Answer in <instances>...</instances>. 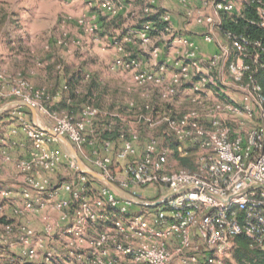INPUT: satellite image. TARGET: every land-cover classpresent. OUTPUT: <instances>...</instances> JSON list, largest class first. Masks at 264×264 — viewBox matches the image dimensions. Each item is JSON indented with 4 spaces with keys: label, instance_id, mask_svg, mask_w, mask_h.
Instances as JSON below:
<instances>
[{
    "label": "built area",
    "instance_id": "2783aa9c",
    "mask_svg": "<svg viewBox=\"0 0 264 264\" xmlns=\"http://www.w3.org/2000/svg\"><path fill=\"white\" fill-rule=\"evenodd\" d=\"M180 2L189 8L190 0ZM212 6L219 18L203 15L198 24L218 26L221 14L234 10L232 0ZM96 8L110 17L129 12L125 0H97ZM257 13L264 27V3ZM152 28L143 23L141 41L151 40ZM169 30L167 23L160 34ZM179 42L189 48L172 63L161 59L157 44L148 61L125 55L113 63L112 70L130 72L124 107L138 109L134 115L82 105L70 116L51 109L49 93L20 75L5 91L0 72V101L11 98L6 109L16 124L8 146L0 139L1 168L15 183H0V212L5 205L13 216L44 210L32 216L40 226L0 228L6 264H233L236 237L263 246L264 95L255 74L264 62L260 54H229L223 44L206 56ZM158 127L172 147L152 132ZM114 129V139L101 136ZM59 144L70 152L61 154ZM10 148L23 153L14 157ZM172 154L191 156L193 170L172 167ZM63 162L70 174L56 178ZM149 187L154 193L142 195ZM158 187L166 190L155 197ZM15 243L18 253L11 251Z\"/></svg>",
    "mask_w": 264,
    "mask_h": 264
},
{
    "label": "rangeland",
    "instance_id": "374dc122",
    "mask_svg": "<svg viewBox=\"0 0 264 264\" xmlns=\"http://www.w3.org/2000/svg\"><path fill=\"white\" fill-rule=\"evenodd\" d=\"M242 1L232 0L235 10ZM141 14L136 10L132 14H126L124 27L129 28L131 22H133L132 26L137 24ZM99 15L105 16L100 10L92 9L88 0H0V72L6 76L5 91L8 92L11 87V80L20 75L33 86L44 88L52 97L47 105L53 108L59 99V95L55 93L59 91H55L52 87L59 73L66 70H80L95 76L104 91L101 109L104 110L110 100L124 106V99L128 96L125 90L132 85L131 75L130 72L122 69L112 70L113 63L125 55L143 57L142 60L148 61L147 54L156 44L151 40L141 41L137 36L139 43H131L128 50L121 48L114 44V40L121 32L119 29L104 34H101V30H90ZM80 20L83 22L81 23ZM132 34L135 35L131 32L132 37ZM123 41L127 40L123 38ZM57 66L60 68L57 69ZM85 82L84 79L80 80L78 92ZM10 101L11 98L7 97L0 101V139L6 138L4 140L7 144L10 137L8 130L16 126L13 110L6 109ZM57 110L61 109L57 108ZM111 111L134 115L138 109ZM152 132L162 135L165 142L172 147V137L163 127H158ZM56 147L61 154L66 155L70 152L63 144ZM169 162L172 167L180 166L173 154ZM1 167L0 163V173L8 170L6 167ZM69 174L70 170L63 162L56 178H66ZM165 190L164 187H158L153 196L163 194ZM148 193H154V188L141 189L142 195ZM8 210L10 212V207L5 205L0 212V228L10 224L19 227L22 226L21 224L35 227L41 225V222L32 216H42L44 210H39L38 215L31 217L8 216L10 215L6 213ZM18 248H20L18 244H12L11 251L18 253ZM7 253L9 252L0 249V264H6ZM232 260L234 263V259Z\"/></svg>",
    "mask_w": 264,
    "mask_h": 264
},
{
    "label": "trees",
    "instance_id": "16d2710c",
    "mask_svg": "<svg viewBox=\"0 0 264 264\" xmlns=\"http://www.w3.org/2000/svg\"><path fill=\"white\" fill-rule=\"evenodd\" d=\"M263 3L264 0H243L241 2V11L239 14H221L217 29L221 37L225 40L229 54H260L261 61L264 62V27L260 26V19L257 13L258 7ZM144 15L145 16L140 18L137 24L130 28L124 27L125 16H122L120 13L112 17L109 16L110 18H107L106 14L105 16L99 15L98 19H96L98 24V29L96 31L101 30V34H104L110 30L119 29L121 32L118 38L114 40V44L128 50L131 43H139V40L131 36L132 29L140 31L143 28V23L149 21L152 23L153 27L149 32L152 38L153 36H159L160 32L163 31L167 25V22L161 19V12H156L154 14L144 13ZM126 36L129 40L124 42L123 38ZM234 41L242 45V52L236 49L233 44ZM59 68L60 67L57 66V69ZM85 74V72L83 73L80 70H66L63 73H59L52 87L55 91H59V100L53 108H50L55 110L60 108L61 111L66 112L70 116L76 115L82 105H91L101 109L103 106L102 100L104 91L99 86L95 76L90 74V76L86 78ZM255 77L264 95V67H257ZM82 79L86 80V82L81 91L78 92L77 88ZM104 108L107 112H111L112 109L120 111L126 109L120 103H113L111 100ZM115 134L116 129L112 131L103 130L101 136L103 138L114 139ZM174 156L177 158L180 166L188 170H193L191 156L185 158H178L175 154ZM232 256L234 259L233 264H264V243L262 247L252 246L246 238L238 236L234 239Z\"/></svg>",
    "mask_w": 264,
    "mask_h": 264
},
{
    "label": "crops",
    "instance_id": "0c3cea01",
    "mask_svg": "<svg viewBox=\"0 0 264 264\" xmlns=\"http://www.w3.org/2000/svg\"><path fill=\"white\" fill-rule=\"evenodd\" d=\"M125 1L129 4V12H124L125 10L123 9L119 11V13L125 17L127 16L126 14H132L133 11L136 10L137 12L140 11L142 13V16L140 17L142 18L145 16L143 9L146 5L150 6L149 14L161 12V15L167 16V23L170 29L169 32L167 34H160L159 36L157 35L151 38V41L159 46L161 59L167 63H172L175 59L179 58V54H185V51L189 48L187 44L179 42L180 39L188 40L198 48L197 54L206 56L210 54H217L219 52V46L222 44L227 47L225 40L218 32L217 26L211 27L206 23L198 24L196 22L197 18L203 15L212 16L215 20L218 19L219 17L213 9L212 2H217L219 0H210L206 6L201 5V0H190L189 8L183 6L180 0ZM88 3L92 9H97V0H88ZM240 11L241 5L237 8V10H235L234 7L232 14L237 15ZM132 23L133 22L129 23V28L132 26ZM131 32L135 34H132L133 38L138 39V31H136V29H132ZM206 35L210 36V40L205 39ZM124 40L128 41L129 38L126 37ZM141 58L143 59V57ZM4 145L8 146L6 142H4ZM10 149L14 157H18L23 153V151L19 149ZM0 183L5 186H15V183L6 175V172L0 173ZM6 213L10 214L8 216H13L9 210Z\"/></svg>",
    "mask_w": 264,
    "mask_h": 264
},
{
    "label": "water",
    "instance_id": "95a60500",
    "mask_svg": "<svg viewBox=\"0 0 264 264\" xmlns=\"http://www.w3.org/2000/svg\"><path fill=\"white\" fill-rule=\"evenodd\" d=\"M25 106L28 107V108L32 111V113H35V110H34L33 108H31V107L28 106V105H25ZM92 175H93V176H96L95 174H92ZM96 177H98V176H96ZM110 186L113 187V189H115L119 194H122V193H123L122 190L118 189L117 187H115V186L112 185L111 183H110Z\"/></svg>",
    "mask_w": 264,
    "mask_h": 264
}]
</instances>
